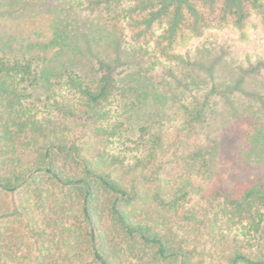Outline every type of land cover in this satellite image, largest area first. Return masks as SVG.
Returning <instances> with one entry per match:
<instances>
[{"label":"trees","instance_id":"trees-1","mask_svg":"<svg viewBox=\"0 0 264 264\" xmlns=\"http://www.w3.org/2000/svg\"><path fill=\"white\" fill-rule=\"evenodd\" d=\"M135 1L64 0L50 43H64L68 34L60 32L66 31L85 44H76L80 57L67 56L59 69L44 64L32 46L0 42V264H264V188L213 183L214 147L207 138L191 142L216 97L250 95L253 112L264 114L262 81L248 86L237 74L255 64L238 65L236 75L222 79L213 70L216 60L206 59L208 75L190 55L170 50L181 22L201 34L210 21L220 26L231 14L232 25L242 29L259 0ZM137 9L146 13L137 17ZM156 20L167 22L169 42L156 41L151 53L144 44ZM91 45L101 50L92 55ZM161 53L174 63L161 68L157 86L151 72ZM38 85L47 94L35 103L30 89ZM150 95L162 105L170 100L176 112L150 110L136 123ZM171 119L169 132L164 124ZM170 148L168 162L186 169L165 198L168 180L159 175ZM147 164L157 180L152 195L141 190L150 180ZM104 166L126 169L132 180ZM194 193H200L196 204L178 212ZM152 197L157 204L145 208ZM151 209L170 212L178 228L167 217L162 231L145 218ZM135 211L144 212L142 220Z\"/></svg>","mask_w":264,"mask_h":264},{"label":"rangeland","instance_id":"rangeland-1","mask_svg":"<svg viewBox=\"0 0 264 264\" xmlns=\"http://www.w3.org/2000/svg\"><path fill=\"white\" fill-rule=\"evenodd\" d=\"M122 2H125L124 5H128L136 1L122 0ZM255 5L258 7L256 10L252 7V9H249L242 29L236 25H232L231 14H227L225 19L220 21V26L216 25L215 20L210 21L201 28L203 29L201 34H194L186 22H181V26L170 43L171 52L190 55L193 61H198L202 64L203 73L208 75L209 70L203 67L207 66L206 59L216 60L213 70L222 79L236 75L233 71L236 70V66L238 65L246 69L248 66L255 64L254 69L250 68L244 71L241 69L237 74H242L245 85L251 86L256 81L255 79H257L262 81L260 83L264 86V0L257 1ZM66 6L67 4L64 3V0H0V42L3 39H11L10 43L13 49L19 46H32L33 52L38 56L42 55L44 64L50 65L53 69H59L68 60V57L69 59L77 60L80 55L75 51L74 46L76 44H85V40L81 42L79 40L81 36L76 32L67 33L65 31L66 34H64L62 31L60 32L62 35L68 34L63 41L64 43L61 41L58 44L50 43V41L55 39L54 31L58 24L56 22H58L59 16L63 15L61 12L66 9ZM79 8L81 7L79 6ZM83 8H87V4H84ZM199 10L204 11V8L199 7ZM87 11L88 9H84L81 12L85 18H87ZM137 11L140 13L136 15L137 17L146 13L144 10L140 11L137 9ZM215 15L217 18H220L218 8ZM226 21L229 22L226 23ZM158 22L156 20L153 23L154 34L152 36L148 35L146 38H149V43L144 44V47L151 53H153L151 49L156 45V41L160 40L163 44H168L169 42V39L165 37L167 22L165 20L161 21L160 24ZM118 28L119 25L116 24V30ZM124 29L129 35L132 32L129 27ZM208 38L210 40L204 42ZM137 43L143 45L142 39H139ZM60 46L68 52L67 55L56 56L59 52L58 50L61 49ZM204 46L209 47L212 53L208 54L207 51L201 52V48ZM89 47L92 51L90 54L92 55L97 54L101 50V47L97 45ZM83 51L86 54L89 52L87 47ZM158 56L160 64L156 66L155 71L151 72L152 77L154 76L152 82L157 86L159 84L158 75L163 71L161 68L173 62L170 57L167 58L163 53L158 54ZM214 72L213 74L215 75ZM30 91L35 103L39 99L45 98L47 94L45 93V88L41 85L31 87ZM158 91L161 90L158 89ZM235 94L238 96L234 97V94H232V96H219L215 98L217 103L214 106L213 112L208 116L207 124L201 129H197V133L191 138V142H197L201 139L203 142L204 138H207L210 141L208 145L212 148L214 147L215 150L213 149L211 158L213 169H215L212 174L213 183L223 181L226 185L236 186L240 189L249 184H259L264 188V114L262 112H253V109L249 105L253 102L250 95L240 94L239 92ZM146 100L148 105L146 103L142 104L138 109L137 115H135L136 123L141 122L143 119L138 116L150 110L156 112L160 109L161 112L171 116L176 112V106L170 100L165 101L163 105L153 99L152 95L147 97ZM257 105V103H254V109H256ZM172 121L173 119L164 124V127L169 132L174 131ZM171 151L172 148L162 158L163 172L159 175L161 178L164 173V179L168 180L167 183H164L167 194L162 193L165 198L170 195L169 188L172 182L175 180L180 181L185 175L186 169L185 164L176 166L171 161L168 162L169 158H171ZM149 165H146V170L148 173L147 177L150 180L146 184H143L141 190L147 195H152L157 191V180L151 174L152 167L148 168ZM104 168L112 171L114 175L120 174L121 177L128 179L127 181L132 180L133 175L130 177V175L124 174L126 169L114 168L112 166H104ZM196 182L198 183V181ZM205 192L207 193V191ZM199 196L200 193L188 195L185 206H180L178 212L182 213L185 208L196 204ZM150 204L151 206L157 204L153 197L145 208H148ZM135 212L137 214L136 217L142 220L144 212ZM147 213L148 216L146 215L145 218L150 222H153V219L158 221L157 226L162 231L167 227V217H169L174 228H178L175 220L170 215L171 213L168 211H161V214H164V216L157 215L154 209H151V213ZM180 231L179 229L178 233ZM259 251L260 249L255 253L258 254ZM262 251V257L264 258V249Z\"/></svg>","mask_w":264,"mask_h":264}]
</instances>
